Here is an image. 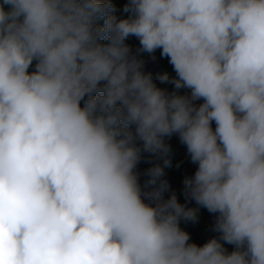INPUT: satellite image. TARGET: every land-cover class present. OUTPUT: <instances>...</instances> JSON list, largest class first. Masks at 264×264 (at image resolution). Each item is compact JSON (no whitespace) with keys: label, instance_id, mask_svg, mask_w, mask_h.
<instances>
[{"label":"clouds","instance_id":"1","mask_svg":"<svg viewBox=\"0 0 264 264\" xmlns=\"http://www.w3.org/2000/svg\"><path fill=\"white\" fill-rule=\"evenodd\" d=\"M122 11L0 0V264H264V0ZM156 49L172 91L143 71ZM173 134L196 165L186 200L216 214L203 245L179 223L198 208L161 198V165L136 171Z\"/></svg>","mask_w":264,"mask_h":264},{"label":"trees","instance_id":"2","mask_svg":"<svg viewBox=\"0 0 264 264\" xmlns=\"http://www.w3.org/2000/svg\"><path fill=\"white\" fill-rule=\"evenodd\" d=\"M114 4V0H111ZM128 0H121L120 5L116 7V13L118 17H126L128 14L123 12V6ZM129 47L135 51L139 48V40L134 36H129L125 41ZM140 58L143 59V71L150 73L153 81L158 87L165 88L168 91L173 90V85L167 81H161L160 76L167 73L169 76H174L175 73L172 69V66L168 63V58L161 57L160 50L156 49L154 53L141 52L139 54ZM31 67L29 71H31ZM181 93L188 91L187 89H180ZM197 101L196 103H200ZM214 127V123H213ZM165 143L169 146V152L164 157L153 158L151 160H146L143 157H146L148 154H142L141 161L137 164L136 171L138 173H143V180L141 184L147 179L145 175V170L151 167L153 164H160L163 168V175L161 180L165 182L166 187L161 193V198L166 200L173 193H175L178 202L186 204L187 207L198 208L195 221H185L180 220V227L189 233L190 240L189 242L196 243L198 246L203 245L209 239L213 237H218V233L213 231L215 224V215L214 213L208 212L206 208L198 207L195 201L187 199L184 196L183 192V179L186 175H192L196 169V165L192 163L189 159V156L186 151V147L180 143L178 136L173 134L171 137L165 138ZM167 158L170 160V164L164 165L163 161ZM224 243V242H222ZM224 247L227 251L233 250V245L224 243Z\"/></svg>","mask_w":264,"mask_h":264},{"label":"rangeland","instance_id":"3","mask_svg":"<svg viewBox=\"0 0 264 264\" xmlns=\"http://www.w3.org/2000/svg\"><path fill=\"white\" fill-rule=\"evenodd\" d=\"M120 1L121 0H114V5L115 6H118L119 7V5H120ZM117 14V13H116ZM118 16V15H117ZM97 23H99V24H102L103 23V20L102 19H100V20H98L97 21ZM143 173H139V180L141 181V180H143V176H141Z\"/></svg>","mask_w":264,"mask_h":264}]
</instances>
